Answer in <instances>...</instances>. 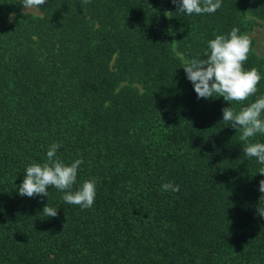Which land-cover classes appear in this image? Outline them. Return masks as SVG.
Masks as SVG:
<instances>
[{"label": "trees", "instance_id": "obj_1", "mask_svg": "<svg viewBox=\"0 0 264 264\" xmlns=\"http://www.w3.org/2000/svg\"><path fill=\"white\" fill-rule=\"evenodd\" d=\"M23 8L0 0V264H264V165L243 152L264 134L241 141L222 113L264 96V59L252 40L258 91L231 104L198 99L183 69L216 35L264 24V0L200 15L172 0ZM53 143L66 165L83 158L71 191L97 179L91 208L52 186L19 195Z\"/></svg>", "mask_w": 264, "mask_h": 264}, {"label": "clouds", "instance_id": "obj_2", "mask_svg": "<svg viewBox=\"0 0 264 264\" xmlns=\"http://www.w3.org/2000/svg\"><path fill=\"white\" fill-rule=\"evenodd\" d=\"M47 0H22L25 9L38 8L45 5ZM90 3V0H84ZM177 5V11L192 15L193 13L212 14L222 6V0H172ZM240 29L233 27L227 35H216L208 41L209 52L206 59L193 58L184 62L183 69L186 77L192 82L197 98L223 97L229 104L243 102L257 91L261 80L259 70L253 67L250 70L243 68L252 50V38L248 34H239ZM223 121L240 131V140L248 142L257 134H264V96H260L246 107L237 111L233 107L222 109ZM59 143L50 145L47 151V160L43 164L33 162L25 171L22 183L19 185V195L33 198L48 196V187L52 186L64 192L62 199L72 205H79L81 209L91 208L96 196V178L85 180L82 186L71 191L77 181L79 166L83 158L76 159L66 165L56 154ZM246 158H257L264 165V143H246L243 149ZM264 175V168L259 171ZM162 191H179V185L173 182L162 184ZM259 190L264 193V180L259 182ZM46 217L58 216V208L47 204L42 210ZM264 216V213L261 214ZM65 225V224H64Z\"/></svg>", "mask_w": 264, "mask_h": 264}, {"label": "rangeland", "instance_id": "obj_3", "mask_svg": "<svg viewBox=\"0 0 264 264\" xmlns=\"http://www.w3.org/2000/svg\"><path fill=\"white\" fill-rule=\"evenodd\" d=\"M23 11L26 14H31V15L38 14L35 8L32 9L23 8ZM249 35L251 36L254 42V47H253L254 54L257 57L264 59V24L260 23L258 27H255L253 31L249 33Z\"/></svg>", "mask_w": 264, "mask_h": 264}]
</instances>
